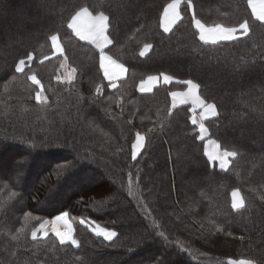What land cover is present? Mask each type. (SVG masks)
Wrapping results in <instances>:
<instances>
[{
	"label": "trees",
	"instance_id": "trees-1",
	"mask_svg": "<svg viewBox=\"0 0 264 264\" xmlns=\"http://www.w3.org/2000/svg\"><path fill=\"white\" fill-rule=\"evenodd\" d=\"M173 1L0 0V264H264V22L252 0H180L165 32ZM85 7L109 17L104 53L123 79L109 82L100 51L68 28ZM195 20L248 31L205 43ZM162 74L173 81L139 91ZM188 79L216 105L208 138L237 153L225 169L208 160L190 105L171 107ZM63 213L78 245L32 237Z\"/></svg>",
	"mask_w": 264,
	"mask_h": 264
},
{
	"label": "snow or ice",
	"instance_id": "snow-or-ice-1",
	"mask_svg": "<svg viewBox=\"0 0 264 264\" xmlns=\"http://www.w3.org/2000/svg\"><path fill=\"white\" fill-rule=\"evenodd\" d=\"M180 3V0H174V3L169 5L170 8H172L175 12V9L177 5ZM261 20H264V16L258 17ZM175 19L179 20L180 15L178 12H175ZM108 24H109V17L104 15L102 12L98 15H93L88 8H82L80 11H77L75 15L71 17L70 22L68 23V28L72 29L74 34L79 37L80 40H86L91 41L93 44L96 45L97 48L100 49V63L103 67L105 64V61H108L110 63H115L112 61V58L104 53V48L112 43V41L109 39V36L106 34L108 30ZM195 26L199 31V38L201 41L205 42H212L216 43L217 41H229L234 39L233 33L236 31L233 28H225L221 25H217L212 28H206L205 25H203L199 20H195ZM240 27L244 30L246 33L248 31L246 24H241ZM165 31H168V28H165ZM58 37L57 35L51 36V41L53 43V47L59 49L60 45L57 43ZM151 48V45H145L144 51L140 53L141 56L145 55L147 51ZM28 59L31 60L32 56L29 55ZM24 60H20L19 65L17 66V71H23V65ZM106 75H107V70ZM162 78L164 83L170 84L173 81V77L167 74H162ZM30 79L36 83H39L36 80L35 76H31ZM69 79H71V75L69 76ZM159 77L157 76H149L147 80H143L140 83L139 91L140 92H150L152 88L158 83ZM183 83L187 86L185 91H172L170 92L171 97V107L173 109L177 108L179 105H184L187 103H192L193 105L200 106L204 110V117L203 119H207L209 115L211 117H215L218 115L216 105L212 103H206L199 94L200 85L196 82H194L191 79L183 81ZM111 87H115V84H111ZM96 92L99 94L101 93V87L98 85L96 88ZM45 99L40 95V93L36 94V100L41 101ZM195 109H193L194 111ZM193 124L197 123V120L193 118L192 120ZM199 129L201 133V139L204 138L203 133L207 132V128L205 127L204 123L199 124ZM144 140V137L137 134L136 142L132 145L133 151H132V159L135 160L137 157V153L139 149L142 147V142ZM212 151H206V155L210 160L219 161V165L221 169H225L228 166V157H235L237 153L235 151H223L220 152L219 148L220 145L217 144L215 141L210 142ZM18 194L16 192H11L9 199L16 197ZM236 195V193H234ZM242 203H233V207H241ZM67 213H63L55 218L56 221H64L65 224H67ZM81 223H84L82 220ZM43 227V225L41 226ZM55 236L59 239V242L61 244H65L66 242H70L72 245H78V242L72 237V229L71 226H68V231H60L57 228H53ZM94 233L97 236L103 237L105 240L112 241L114 237H116L117 233L115 231H109L105 228H101L97 226L95 229H93ZM36 232L32 233L33 238H36ZM45 235L47 233L45 232ZM13 239H16L15 236L12 237ZM240 264H245V262L241 261Z\"/></svg>",
	"mask_w": 264,
	"mask_h": 264
},
{
	"label": "rangeland",
	"instance_id": "rangeland-1",
	"mask_svg": "<svg viewBox=\"0 0 264 264\" xmlns=\"http://www.w3.org/2000/svg\"><path fill=\"white\" fill-rule=\"evenodd\" d=\"M261 2H262V4H259V5H261V6H259V7H256L255 6V13L253 12V14H254V16H255V18H257L258 20H260V21H263L264 22V20H261V19H259L258 17H260V16H264V0H260ZM252 2H253V4H254V2H255V4H257V2H258V0H252ZM174 3V1L172 2V3H170L169 5H171V4H173ZM169 5L166 7V9H165V11H164V17H163V21H164V23L166 24V23H168L169 25L168 26H164V31H165V28L167 27L168 28V31H165V32H169L170 30H171V28L173 27V25L178 21V20H176L175 19V12H178V10H179V4L177 5V7H176V9H175V12H174V10L172 9V8H170L169 7ZM179 13V12H178ZM206 28H212V27H207V26H205ZM243 30L242 28H239V29H235V30ZM243 32H244V30H243ZM57 43H58V41H57ZM59 44V43H58ZM55 48V47H54ZM55 51L58 53V52H60V48L59 49H57V48H55ZM107 55V54H106ZM109 56V55H108ZM112 61H114L115 63L114 64H116V65H118V66H120L121 68H125L123 65H121L120 63H118L117 61H115V60H113L112 59ZM101 64V63H100ZM103 68H105V70L107 69L106 68V61H105V64H104V66L102 67V69ZM104 70V69H103ZM121 77H125V74L124 75H122ZM157 77H159V80H158V83L155 85V86H157V85H160V84H163L164 83V81H163V78H162V76H157ZM147 80V79H146ZM154 86V87H155ZM153 87V88H154ZM153 88H152V90H153ZM151 90V91H152ZM186 90V89H185ZM184 90V91H185ZM190 107H191V109H192V111H193V109H195L192 113H193V115H196L197 116V123H196V126H197V129H198V132H199V138L201 139V133H200V129H199V124L202 122V123H204V121L205 120H207V119H210V118H212L210 115H209V117L207 118V119H203V117H204V115H205V113H204V110H203V108H201L200 106H196V105H193L192 103H190ZM203 136H204V138L203 139H201V140H203V142H204V149H205V153H206V151H212V148H211V144H210V142L211 141H214V140H212V139H209L208 138V133L207 132H205V133H203ZM207 138V139H206ZM206 139V140H205ZM223 152V151H222ZM207 156V155H206ZM207 158H208V156H207ZM208 160L210 161V163L211 164H214L215 163V161H213V160H210L209 158H208ZM238 194H236V195H234L233 196V200L235 201V200H237V198H238ZM234 201H233V203H234ZM241 200L239 199V202H240ZM239 202H236V203H239ZM66 220H67V224H65V222L64 221H56L55 223H53L54 221H55V218L54 219H52V220H47V221H44L34 232H36V238H43V237H46L47 235H49V234H53V235H55L54 234V231H53V228L55 227V228H57L58 230H60V231H64V232H66V231H68V226L70 225L71 226V229H72V237H73V228H72V225H71V223L69 222V219H68V217H66ZM43 225V227H41ZM97 226H94V227H92V230L93 229H95ZM45 232L47 233V235H45ZM33 237V236H32ZM35 238V239H36ZM70 243V242H69Z\"/></svg>",
	"mask_w": 264,
	"mask_h": 264
},
{
	"label": "crops",
	"instance_id": "crops-1",
	"mask_svg": "<svg viewBox=\"0 0 264 264\" xmlns=\"http://www.w3.org/2000/svg\"><path fill=\"white\" fill-rule=\"evenodd\" d=\"M259 4H262V2L260 1V0H258V2H257V4H255V2H254V4H253V2L251 1L250 2V8H251V10L255 13V6L256 7H259V6H261V5H259ZM259 5V6H258ZM256 14V13H255ZM163 17H164V13H163ZM163 17H162V29L164 28V26H168L169 24L168 23H164V21H163ZM176 24V23H175ZM174 24V25H175ZM173 25V26H174ZM195 25V24H194ZM196 27V26H195ZM197 29V28H196ZM72 30V29H71ZM164 30V29H163ZM198 30V29H197ZM240 31H242L241 29L240 30H236L234 33H233V35H234V37L236 38L238 35H239V32ZM199 32V31H198ZM74 33V32H73ZM107 34V33H106ZM76 36V35H75ZM77 37V36H76ZM78 39H79V37H77ZM234 38V39H235ZM80 40V39H79ZM233 40V39H232ZM81 41H83V42H85V43H88V44H90L91 46H93L95 49H97L98 51H100V49L99 48H97L96 47V45L95 44H93L91 41H86V40H81ZM203 42H205V41H203ZM217 42H219V41H217ZM205 43H212V42H205ZM110 44H108L105 48H104V50L109 46ZM101 68H102V66H101ZM106 70H107V75H106V71H105V68H103L102 70H103V72H104V75H105V77L107 78V80L109 81V82H116L117 80H120V79H123L124 77H121L122 75H124L125 74V76H126V69L124 68H121L120 66H118V65H116V64H114V63H110V62H108V61H106ZM163 84H165V85H168V84H166V83H163ZM161 85V84H160ZM140 86V85H139ZM159 85H157V86H155L153 89H155L156 87H158ZM151 92V91H150ZM142 93V92H141ZM143 93H149V92H143ZM184 105H190V102L189 103H187V104H184ZM191 106V105H190ZM192 110V109H191ZM193 112V111H192ZM193 118H195V119H197V116L196 115H192V120H193ZM194 125H196V124H194ZM197 127V126H196ZM208 133V132H207ZM207 139V138H206ZM205 139V140H206ZM142 144H143V142H142ZM205 148V147H204ZM212 148V147H211ZM141 149V148H140ZM140 149H139V151H140ZM138 151V152H139ZM219 151L220 152H222L220 149H219ZM138 154V153H137ZM228 159V165H229V160L231 159V157H228L227 158ZM215 163L217 164V166L220 168V165H219V161L218 160H216L215 161ZM228 167V166H227ZM239 199H240V197L238 196V198H237V200H233L234 202H239ZM241 200V199H240ZM239 203H242V201H240ZM243 205V204H242ZM242 207V206H241ZM241 207H237L236 209H239V208H241ZM240 262L241 261H239V262H234L233 264H240ZM243 262H245V264H253V263H250V262H246V261H243Z\"/></svg>",
	"mask_w": 264,
	"mask_h": 264
}]
</instances>
